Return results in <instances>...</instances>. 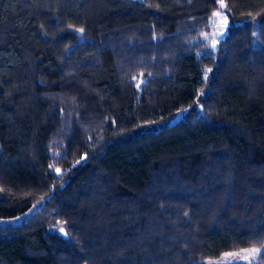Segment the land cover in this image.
Returning a JSON list of instances; mask_svg holds the SVG:
<instances>
[{
    "label": "trees",
    "instance_id": "1",
    "mask_svg": "<svg viewBox=\"0 0 264 264\" xmlns=\"http://www.w3.org/2000/svg\"><path fill=\"white\" fill-rule=\"evenodd\" d=\"M218 1L0 0V264H264V0L212 50Z\"/></svg>",
    "mask_w": 264,
    "mask_h": 264
},
{
    "label": "rangeland",
    "instance_id": "2",
    "mask_svg": "<svg viewBox=\"0 0 264 264\" xmlns=\"http://www.w3.org/2000/svg\"><path fill=\"white\" fill-rule=\"evenodd\" d=\"M137 1V0H134ZM218 7L214 11V13L219 12V16L212 15V25L211 31L206 35V38L209 41V47L212 50L217 48L219 41L224 37L227 23L224 24L223 21L226 18L224 13V8L220 7V0L218 1ZM215 45V47H213ZM252 45L254 47H259V42L256 39L252 40ZM183 116V112H178L173 118L170 119V123L177 121L180 117ZM34 211V208L20 214L18 216L10 217V218H0V226H13L21 223L23 220L27 219ZM258 248H249L239 252H226L223 253L220 257L215 259H203L195 262L196 264H251L254 262L259 256V252L255 253L254 258L251 255V250ZM260 250V249H259ZM234 253L240 254L234 257H226L225 254ZM241 256H247V259H242Z\"/></svg>",
    "mask_w": 264,
    "mask_h": 264
},
{
    "label": "snow or ice",
    "instance_id": "3",
    "mask_svg": "<svg viewBox=\"0 0 264 264\" xmlns=\"http://www.w3.org/2000/svg\"><path fill=\"white\" fill-rule=\"evenodd\" d=\"M220 7H221V8L226 7V5L223 3V0H220ZM213 15H214V16H219L220 13H219V12H216V13H213ZM223 23H224V24L227 23L226 18L224 19ZM81 31H82V29H81ZM213 47H215V45H213ZM61 231H63V229H61ZM259 251H260L259 249H253V250H251V255L253 256V258H254L255 253H257V252H259ZM225 255H226V257H234V256H238V255H240V254L228 253V254H225ZM241 258H242V259H247L248 257H247V256H241Z\"/></svg>",
    "mask_w": 264,
    "mask_h": 264
}]
</instances>
